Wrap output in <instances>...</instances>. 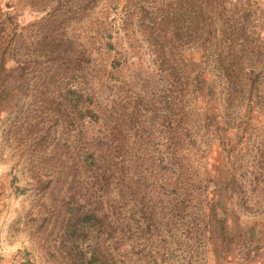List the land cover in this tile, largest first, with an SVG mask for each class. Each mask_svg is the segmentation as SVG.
<instances>
[{
	"label": "rangeland",
	"instance_id": "rangeland-1",
	"mask_svg": "<svg viewBox=\"0 0 264 264\" xmlns=\"http://www.w3.org/2000/svg\"><path fill=\"white\" fill-rule=\"evenodd\" d=\"M3 18L0 60L13 71L0 96V264H112L117 239V264H223L207 226L212 204H156L162 171L151 170L154 183L141 186V161L170 156L163 142L171 143L180 110L192 125V60L217 95L229 90L217 84L227 80L221 62L236 64L237 71L225 70L231 91L244 96L234 101L233 116L264 118L248 98L264 94V0H0ZM159 47L171 48L166 61L156 59ZM67 89L83 94L70 93V104L80 102L100 119L66 111ZM255 128L249 146L244 139L237 146H246L243 165L254 158L259 174L264 119ZM220 150L206 133L196 138L188 155L197 176L208 178V167L221 164ZM164 176L172 180L169 171ZM260 181L245 185L235 213L222 206L228 224L264 222ZM141 189L155 204H141ZM92 211L101 221H78L68 233V222ZM150 222L158 227L153 232ZM260 240L262 249L245 264H264Z\"/></svg>",
	"mask_w": 264,
	"mask_h": 264
},
{
	"label": "trees",
	"instance_id": "trees-1",
	"mask_svg": "<svg viewBox=\"0 0 264 264\" xmlns=\"http://www.w3.org/2000/svg\"><path fill=\"white\" fill-rule=\"evenodd\" d=\"M209 20L212 21V17H209ZM1 23L7 22L3 18V20H0V25H2ZM198 35L200 36V33ZM162 37H164V35ZM166 48L159 47L155 50L156 59L164 61L167 57L171 56V48ZM1 53L4 54V48H2ZM189 65V84L191 86L189 89L192 90H190L191 106H189L191 111L190 114L188 113V116H192V125L188 126V120L184 118V114L186 112L180 110L177 117H175V126L172 128L173 135L171 136V143L163 142L165 148L171 146L170 156L156 157V160L145 157L141 161V174H146L141 176V186L142 183H144V187L151 183L152 180L149 181V174L151 177L155 178L153 175L155 172H151V170L154 168L156 170L160 169V172L162 171L163 182L159 180L160 185H156L158 187L156 204H195V202L196 204H212L210 207V210H212V217H209L207 226H209V231H211V241L214 245L215 251L217 252L218 258L224 262L223 264H239L237 260L238 258L241 259V264H245L249 261L253 262L257 256L258 250L262 249L260 246L262 240L260 239L264 236H258L254 239L252 235H255V232L257 231L264 234V222L255 221L247 224L242 222L240 223L236 220L232 222V224H228L227 221H225L227 214H224L225 212H222L224 211L222 209L223 207L225 209L227 206L229 207V210H231L232 214L235 213L236 207L234 204H241V200L246 194V186L249 183H258L259 179H261L259 183L264 182V164L261 166L260 170H258L260 171L258 172L259 174H255L257 169L255 164H257V162L254 158L246 163L249 164V166L243 165V156L245 154L248 155L246 146H249L247 142L252 134L251 129L254 127L255 130L256 126L261 125L264 118H261L260 115L258 116V114H255L254 112L244 114L240 117V119L237 116H233L235 113H233L231 107L235 104L234 101L239 102L244 96H235L231 91L232 78L230 75H226L225 77V70H231L232 68L237 71L238 67H236V64L232 65L230 62L227 64L226 62H221L219 68H223L224 70L221 71V75L227 80L224 82L222 78L217 81V84L221 87V90L222 88L224 89L225 86H228L229 90L227 92H222L220 95L216 94L214 81L207 79L204 72L205 70L200 62L192 60L189 62ZM12 71V68L5 67L4 60L1 59L0 96L4 94V92L9 91L11 88L9 83ZM241 83L245 85L246 83L248 84L247 79L243 78ZM178 85L180 84L178 83ZM178 85L175 86L176 91L174 94L181 96L183 89H181L182 87ZM65 93V97L62 98V103L64 102L66 111L69 108H75V115L77 118L83 119V117H87L94 122H97L100 119L98 112L91 110L89 107L80 106V102L76 101L75 106L73 103L70 104V93H73L74 96H78L80 99L83 94L79 91L67 89ZM248 98L249 100L255 99L257 105H261L264 109V94H256L255 98L249 95ZM255 102L251 101V103ZM67 115L72 117L71 113H67ZM248 127H250L249 131ZM205 133L206 135L216 139L218 146L221 147V155L219 156L221 164L219 166L216 165L215 167L213 165L208 167L209 172L206 174V176H209L208 178H204V176H197L194 170L196 167L193 165V162L191 163L192 159L188 155L190 148H192L195 144L196 138L198 139L201 138V136L203 137ZM196 135H198V137ZM242 139H244L243 142H241ZM238 142H241L246 146L244 148H238ZM263 153L264 152L262 151L261 155ZM262 156L264 157V155ZM167 171H169L172 175V180L168 183L166 181L167 178L164 176ZM152 182L154 183V181ZM204 182L211 183L213 187L212 191L204 190L206 188ZM168 184H170V188H167ZM144 197L145 196L142 194L141 189V204H155L152 203L150 199L145 200ZM100 199L101 201L99 200V203L102 202V197ZM143 213L145 214V218H148V221H150L152 214L146 212V209L143 210ZM87 218H99V221H101L100 216H98L95 211L84 212L81 216L77 217L73 224L68 222V233H74L75 229L78 227L77 222L79 221V224L84 225ZM147 227L149 232H153L154 229L158 228L155 222H150ZM161 239L162 247L166 249V245H164V237ZM120 243V239L113 242L112 250L115 253H117L115 249H119L118 245ZM137 243L138 242L135 241V245L133 246H136ZM149 248H151V246H149ZM102 251V248L99 249L97 246L95 248L94 257L98 258L99 253L102 254ZM114 252L111 257V262L112 264H117V256ZM103 262L104 259L98 263L101 264Z\"/></svg>",
	"mask_w": 264,
	"mask_h": 264
}]
</instances>
